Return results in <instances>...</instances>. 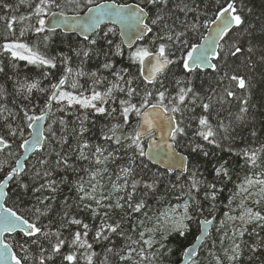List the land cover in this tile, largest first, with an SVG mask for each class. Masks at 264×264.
I'll return each instance as SVG.
<instances>
[{"label":"snow or ice","instance_id":"snow-or-ice-1","mask_svg":"<svg viewBox=\"0 0 264 264\" xmlns=\"http://www.w3.org/2000/svg\"><path fill=\"white\" fill-rule=\"evenodd\" d=\"M200 3L204 0H139L134 4L112 0L111 3L87 7L82 17L69 18L63 10L65 6L81 8L93 5L94 0H84L83 4L81 0H19V4H27L31 12L27 16H12L11 21H31L34 17L35 24L22 27L15 39L6 35L5 42L0 44V52L8 54L12 68H16L17 62L25 61L27 65L48 69L41 71L43 79H48L51 70L59 65L63 68L56 82L42 87L40 80L13 81V76L18 77L19 74L13 72L10 75L6 64L0 66V74H3L0 77L3 80L0 83V113L7 112L5 120L19 117L32 130L29 133L31 139H24L19 147L47 153L38 158L30 172L20 160L6 172L4 165L0 164V172H5L0 179V264H29L28 254L33 250L39 254L31 259L38 264H57V261L59 264H77L78 254L86 259L87 264H93V258L97 256L93 250L94 243L103 245L105 256L100 264H108L107 253L118 256L121 261L132 260V253H136L140 257L136 264H143L144 261L157 264L173 253L171 244L179 245L187 238L194 221L202 233L195 239L203 243L202 236H208V226L213 221L208 218L196 220L204 212L198 197L203 192L211 215L216 210L218 195L223 191L217 188V182L231 180L232 177L230 162L226 159L217 158L212 169V181L201 178L193 161L214 156L215 152L209 147L222 148L223 141L234 139L235 125L246 124L254 76L241 74V68L246 73L261 69L260 75L264 77V22L257 27L248 20L254 14L248 0H211L214 9L212 19L207 18L208 13L200 8ZM3 7L11 9L12 5L3 4ZM207 7L205 3V9ZM105 20L120 25L123 38L120 43L108 38L115 28L98 31ZM57 28L64 30L66 35L79 32L87 44L70 48L69 55L63 52L48 55L40 50L38 43L30 45L21 39L27 32L37 36L43 34L42 42L46 48ZM202 28L208 31L201 34L200 43H190L189 34L200 33ZM7 30L14 35L12 22L7 23ZM149 34L153 35L148 44L139 43L145 41ZM124 45L129 50L126 54L129 63L126 67L117 68L116 58L125 56ZM73 57L78 61L75 69L71 66ZM93 59L97 61L96 70L85 71L84 65ZM3 63L0 61V64ZM134 67L136 72L132 71ZM173 67L182 70L183 76L178 78L172 71ZM202 68L217 74L216 87L210 86V94L207 95H201L191 78L192 73ZM101 71L107 75H99ZM109 75L113 80L109 81L106 90L97 91L95 86L107 81ZM81 77L92 81V87L88 89L90 95L84 94ZM10 82L11 90L8 87ZM168 83L176 86L174 95L169 92ZM66 85L76 91L64 90ZM34 90L47 93L39 115L35 114L38 105L33 100ZM237 90H245L247 94L238 97ZM135 98H139L138 103L133 102ZM236 99L239 100L238 111L233 113L229 110L228 122L225 123L220 118V111L225 104H231ZM9 103L15 111L7 106ZM214 104L220 106L215 125L212 123ZM76 105L85 111L72 122L74 125L78 123V127L72 128L76 140L73 146L67 133L68 122L63 117L53 119L46 129L40 122L55 116L54 107L56 111L67 112ZM197 107L202 109L199 115L196 114ZM88 110L91 114L117 121L101 129L103 140L116 145V148L105 156L107 149L96 146L90 154L95 163L106 164L110 159L115 162L127 158V163L119 168L117 174V181L122 182H113L108 194L101 193L99 197L96 195L97 188H103V185L99 182L91 184L89 191L84 186L83 177L76 178L82 170L78 162L90 159L85 151L90 145L83 139L90 131L86 126L90 115ZM133 116L136 118L135 125L130 120ZM56 123L61 126L59 136L52 127ZM126 126L129 131L125 130ZM7 128L9 135H17V129L11 124ZM189 129H193L190 137ZM157 133L161 137L159 141ZM249 133L253 138L257 136L254 126L249 128ZM19 134L23 137V128L19 129ZM185 137H189L187 155L178 151ZM146 138L147 151L144 145ZM9 147V141L0 136V150ZM225 150L234 152L231 146ZM118 152L122 155H116ZM234 154L243 160L244 167L259 168L261 171L253 176L246 175L237 185L238 191L229 198L231 204L237 195L244 194L240 204L242 212L238 216L225 214L233 226L231 236L227 232L224 234L230 241V246L223 249L224 255L230 264H245V258L247 264H264V235H261L264 232V209L254 210L244 204L245 200L253 197L254 205L264 203V178H257L264 177V144L258 148L245 147ZM146 157L163 164L164 172L158 170L148 176L145 171L148 165L144 163ZM107 170L105 166L103 171ZM97 174L98 171L89 172L93 180ZM171 174H176L177 183L169 182L170 187L179 188L186 198L182 204H176L168 211L149 215V199L157 196L164 176ZM10 183L15 184L17 196H31L35 200L30 209L31 217L18 214L13 207L7 206L9 191L5 189L11 190ZM64 186L69 192L75 190L76 200L70 196L60 199ZM253 188L257 191L253 192ZM73 203L80 212L90 214L93 223L99 219V224L93 229L84 220L70 216ZM149 223L151 227H148ZM72 226L77 227L72 230ZM90 233L91 243L88 239ZM17 235L19 239H16ZM8 237H13L14 242H9ZM116 239H122L125 246L116 244ZM220 243L223 246V238ZM215 246L213 241L212 248ZM81 249L84 251L81 252ZM148 250L153 251L149 253ZM195 255V246L184 247L185 264H197L192 259ZM210 255H213L215 264H222L220 257L211 250Z\"/></svg>","mask_w":264,"mask_h":264},{"label":"trees","instance_id":"trees-1","mask_svg":"<svg viewBox=\"0 0 264 264\" xmlns=\"http://www.w3.org/2000/svg\"><path fill=\"white\" fill-rule=\"evenodd\" d=\"M102 1H112V0H94V4ZM117 3H137L139 0H116ZM199 2V0H198ZM84 3V0H81V4ZM205 3L208 4L207 9H205ZM3 4H10L12 5L11 9H7L3 7ZM19 4V0H0V17H7V19H0V44H3L5 42L4 37L7 35L9 39H15L19 37V32L22 27H27L29 24H35V18L33 17L31 21L25 20V21H11L12 16L19 17L21 15L27 16L31 12V8L27 6V4H19V7L17 8V5ZM249 7L253 8L254 14L252 16L248 17V20L252 23L256 24L257 27L264 22V0H248ZM89 5H84L81 8H75L74 5H67L64 7L65 14H79L83 12ZM200 8L202 10H206L208 13L207 18L212 19L213 18V7L211 4V0H204V3H200ZM55 11V9H54ZM183 18V16H182ZM204 17H202L203 19ZM189 19H191V14H189ZM12 22L13 24V30L12 33H9L7 30V23ZM111 26H103L100 31H107L108 28ZM113 28V27H111ZM206 29H201L200 33H191L188 36V39L190 43H198L201 40V34H205ZM153 34H149L148 37H146L145 41L140 42L141 44H148L150 41V38ZM43 34H40L37 36L33 32H27L23 38H21L23 41L32 44H37L42 52L47 53L48 55L53 54H59L63 52L65 55L70 54V48L78 47L82 44H87L86 41L79 39L78 37L74 35H66L62 34L59 31H56V34L52 36L51 40L48 41L47 47L45 48L44 43L42 42ZM109 39L113 40L114 43H120V40L118 38L117 32L115 30L114 33H109ZM125 56L124 57H117V68L120 67H126L128 66V60H127V52L129 50L124 49ZM179 55V53H177ZM0 61H3V64H0V66L7 65L6 71L9 72L11 75L13 72L18 73L17 76H13V81L16 79H19L21 82H31L35 80L41 81L42 87H47L51 82H56L60 75H62V65H59L57 69H52L51 74L49 75L48 79H43L40 75L41 71H48V69H40L36 66L27 65L25 61H19L17 62L16 68L11 67V63L9 62L8 54L0 52ZM71 66L75 69L78 67V61H76L75 57H73V61L71 62ZM97 68V61L95 59L88 61L84 65L85 71H95ZM133 72H136V68H132ZM172 71L176 73L177 77L180 78L183 76L182 70L173 67ZM261 69H257L255 72L252 73H246V70L241 68V74L245 75H252L254 76L253 84L254 87L251 89V99L249 102V114L247 118V122L244 126H240L239 124L235 125V131L232 133L234 139L231 141H223L222 148L216 149L209 147L210 151H214L215 155L210 156L209 158H199L193 161V164L196 166V170L201 174V178L206 179L208 181H212L214 179V173L212 172L213 167L216 165L217 158H223L230 162V174L232 179L231 180H225L223 182H217V188H222L223 191L219 193L217 201H216V210L209 215L208 208H209V202L204 201L203 199V192L199 195L198 199L201 200L204 207L203 215H198L196 217V220H203L205 218L208 219H214V226L211 230V233L209 237L206 239L205 243L201 247L197 257L196 261L197 264H215V260L213 258V255H210V250L215 256H219L222 264H230V262L227 260L226 256L224 255V248H227L230 246V241L227 237H225V232L228 233V236L232 235V226L233 222L228 220V217L225 215L226 213L231 216H238L242 212V208L240 207L242 197L240 195H237L233 202L229 204V198L233 196L235 192L238 191L237 185H239L244 177L246 175L253 176L255 173H258L261 171V169H250L243 166V160L236 156L234 154L235 151H238L240 149H243L245 147H251V148H258L260 145L264 144V77H261L260 75ZM3 74H0V77H2ZM99 75L104 76L107 75V73H104L101 71ZM192 80L194 82L195 88L200 91L201 95H207L209 93V87H216V79L217 74L211 71H195L192 73ZM169 79H171V74H169ZM113 77L110 75L108 76L107 81H102L100 84L96 85L95 88L97 91H105L106 88L109 86V81H112ZM3 80L0 79V83H2ZM167 83V82H166ZM80 84L84 86V94L90 95V89L92 87V81L88 77H81L80 78ZM9 90H11V82L8 85ZM169 92L171 94H175L176 92V86L173 83H168ZM66 91H76L72 90L69 86H65ZM219 91V89H218ZM247 93L245 90H237V96H243ZM47 93H40L38 91L33 92V100L38 105V108L35 112V114L39 115V108L43 107L44 99L46 97ZM117 95H121L117 93ZM134 103L139 102V98H135L133 100ZM154 102V101H153ZM26 103V102H25ZM167 103V101H166ZM238 105L239 100H232L231 104H225L223 106V111H220V118L225 120V123L228 122V111L231 110V112L236 113L238 111ZM9 108H13L15 111L14 106L9 103L7 105ZM115 105H105V107H110ZM254 106V107H253ZM219 105L214 104V110L212 112V123L216 124V112L219 110ZM85 110L80 109L78 105L73 106L71 109H69L67 112H59L56 111V107L53 108V112L55 113V116H50L48 120L45 122V129L47 124L51 123L53 119L58 120L60 117H63L67 122V133L70 139V143L75 146L76 140L73 138L72 128L78 127L77 124H73L72 122L76 120V117L79 116L81 113H83ZM89 120L86 124V126L90 129L88 133L85 134L83 139H86L90 145L89 149H86V154L90 156V159L88 161H80L78 162V167H80L82 170L78 173L77 179L79 177H83L84 186L86 190H91V184L93 180L91 179V176L89 175V172H95L98 171V175H100L101 181L104 180L103 188H98V191L96 195L99 197V195L102 193V191L106 192V195L108 194V188L110 185V182L113 181V179L117 178V174L119 173V168L127 163V158L125 157L122 160H117L115 162H112L111 159L106 162V164H96L95 159L91 157V152H93L96 148V146H100L102 149H107L106 152H104V155L106 156L108 152H112L116 145L106 142L103 140L101 135V129L104 128V125H111L112 123H116L117 121L111 120L110 118L106 116H101L98 114H91V110H88ZM71 113V114H69ZM202 113V109L197 107L196 108V114L199 115ZM179 115V114H177ZM187 115H191V113H187ZM4 117H7V112L0 113V136H4L5 139L9 141L10 147L5 148L3 150H0V164L4 165L5 172L7 170H10L11 167L14 166L15 161L18 159L20 153H21V147L19 145L23 142L24 139H27L29 136V129L26 126V123H24L19 117H17L15 120H13L11 117H8L7 120L4 119ZM131 123L135 125L136 118L133 116L130 118ZM94 121V123H93ZM11 124L12 128L17 129V135L15 137H12L9 135V130L7 128V125ZM254 126L255 130L257 132V136L255 138L251 137L249 133V128ZM53 129L57 132V136L61 135V126L59 123L52 125ZM24 129V135L23 137L19 134V129ZM195 128V122H193V129ZM193 129H189V137L191 136V132ZM106 131V129H104ZM126 131H129L130 129L125 127ZM47 134V132H45ZM189 137H185L181 140V146L178 148V151L183 152L185 155H187V147L186 142ZM145 145V140H144ZM231 146L234 150L233 153H229L225 149ZM47 153L39 150L36 152L33 157H30L26 163L25 168L29 172L32 169V166L37 163L38 158L41 156L46 155ZM116 155H122V152L116 153ZM103 159V157H101ZM144 163L148 165V168L145 170L148 173V176H151L152 173H156L158 170L160 172H164L163 170H160L159 168L150 165L147 163L144 159ZM239 165V166H238ZM107 167V171H103V169ZM83 169H88V171H83ZM139 171V170H138ZM5 172H0V179L3 178L5 175ZM143 175V173H141ZM187 175V174H185ZM176 174L171 175H165L163 178V182L159 186V191L157 193V196L155 198L149 199V205L151 208V211L149 212V215H159L161 212H164L166 209L174 207L176 204H182L184 197L182 195V192L179 188L172 189L170 187V183H177L175 179ZM184 179L183 177L181 178ZM90 181V183H89ZM9 191V197L6 198L7 206L13 207L15 211L18 212V214L25 215L26 217H31L30 209L32 208L33 204H35V200L31 196H25V197H19L16 195V186L15 184H10ZM186 191V189H185ZM103 194V193H102ZM105 195V194H104ZM64 196H70L72 200L77 199V194L75 190L72 192H69V189L67 186L63 187V191L60 195V199L62 200ZM178 197L180 199H178ZM255 199L254 197L251 198L250 203L247 201L245 206L247 207H253L254 210H261L264 209V203L261 205H254L252 200ZM71 202V201H70ZM88 202V201H85ZM70 216H76L79 219L84 220V222L89 223L93 229L96 225L99 224V219H97L94 223L91 221L90 214L85 212H80L76 206L75 203H73L72 208L69 212ZM221 221H223V225L221 224ZM46 223V221H45ZM236 223H239L237 221ZM151 223L148 224V227H151ZM77 226H72V230H75ZM251 227V226H249ZM198 233V224L194 221L191 225V231L188 233L187 238L184 239L181 244H171L170 247L174 249L173 253L171 255H167L163 258L162 262H157V264H177L180 260V257L183 253L184 247H188L194 240L195 236ZM65 235H67V230L65 231ZM261 235H264V232L261 233ZM91 236L92 233L89 235V242L91 243ZM159 239V236H157ZM224 239L223 246L221 245L220 241L221 239ZM247 239V236L245 237ZM16 239H19V235L16 236ZM9 242H14L13 237H8ZM215 241V248H212V243ZM116 244H118L120 247H124V241L122 239H116L114 241ZM107 243V242H105ZM103 245L94 243L93 244V250L97 253V256L93 258V264H100V261L104 259L105 253L102 251ZM135 247V245H133ZM158 247V245L156 246ZM16 251L19 252V248L16 247ZM119 250V249H117ZM154 250V249H153ZM153 250H148L150 251ZM66 252L67 249H64ZM81 252L84 250L81 249ZM127 252V249L125 248V253ZM23 255V253H20ZM38 251L33 250L29 252V264H38V262H34L33 259H31L34 256H38ZM108 255V264H136L137 261L140 260V257L136 255V253H132V260L129 261H121L118 256L107 253ZM57 264H59V261H57ZM77 264H87V261L85 258L80 257L78 254V261ZM143 264H149L148 261H144ZM245 264H247L246 258H245Z\"/></svg>","mask_w":264,"mask_h":264},{"label":"water","instance_id":"water-1","mask_svg":"<svg viewBox=\"0 0 264 264\" xmlns=\"http://www.w3.org/2000/svg\"><path fill=\"white\" fill-rule=\"evenodd\" d=\"M105 3H111V2H101V3H98V4H105ZM94 6H95V5H93L92 7H94ZM86 12H87V9H86V11H84L83 13L78 14V15L82 17V16H84V15L86 14ZM78 15H66V16H68L69 18H74V17H76V16H78ZM103 25H111V26H114L115 28H117L118 36H119L120 40L123 39L122 36H121V28H120V25H119V24H115V25H114V24H112L111 21L105 20L104 22H102V23L99 25V29H100ZM99 29H98V30H99ZM56 31H60V32H62V33L65 34L64 30H62L61 28H57ZM207 31H208V30H207ZM68 34H74V35L78 36L79 38L83 39V36L80 35L79 32H69ZM87 34H88V35H92L91 33H87ZM206 34H207V32H206ZM124 48L127 49V46L124 45ZM199 70H210V69H208V68H202V69H199ZM45 122H46V121H41V122H40L42 128H45ZM31 131H32V130L29 129V133H30ZM28 139H31L30 135H29V138H28ZM156 139H157L158 141L161 139L159 133L156 134ZM147 144H148V139L146 140V143H145V150H146V151L148 150V148H147ZM37 150H39V149L33 150V149L29 148L28 150H25V148H21V154H20L18 160H20L21 163L24 165V163H25V162H26L31 156H33ZM25 158H27V159H25ZM145 160H146L148 163H150L151 165H154V166H156V167H158L159 169H161V170L164 171V165H163V164L158 163V162H154V161L148 159L147 157L145 158ZM14 167H15V165H14ZM5 190L7 191V189H5ZM201 220H202V219H201ZM212 221H213L212 224L208 226V236H207L206 238L202 236L203 243L201 244V242L196 241V239H194L193 242L188 246V247L195 246V247L197 248V254H198L200 248L202 247V245L204 244V242L206 241V239L209 237V235H210V233H211V230H212V228H213V226H214V219H213V218H212ZM198 235H202L201 230H200V226H199V225H198V233H197L196 236H198ZM196 257H197V255L193 256L192 259L195 260ZM178 264H185V258H184V256H183V254H182V256H181L180 261H179Z\"/></svg>","mask_w":264,"mask_h":264},{"label":"rangeland","instance_id":"rangeland-1","mask_svg":"<svg viewBox=\"0 0 264 264\" xmlns=\"http://www.w3.org/2000/svg\"><path fill=\"white\" fill-rule=\"evenodd\" d=\"M100 178H101V177H100V175H98V174H97L95 180H93V179L91 178V179L93 180L92 184H96L97 182H99V185H100V184H103V183H104V180H105L106 178H108V177L104 178L102 181H101ZM257 178H264V177H257ZM113 182H122V181H117V178L113 179V181L110 182V185H109V188H108V192L110 191V189H111V185H112ZM104 184H105V183H104ZM98 188H99V186H98ZM98 188H97V191H98ZM252 191L255 192V191H257V189H256V188H253ZM102 193L106 195V192H105V191H102ZM243 195H244V194H241L240 197H242ZM254 198H255V197H254ZM250 199H251V198H250ZM250 199L245 200L244 203L247 204V203H246L247 201H249V203H250V201H251ZM169 209H170V208L166 209L165 211H168ZM165 211H164V212H165ZM157 239H158V238H157Z\"/></svg>","mask_w":264,"mask_h":264}]
</instances>
